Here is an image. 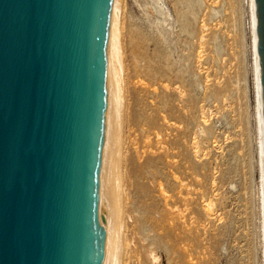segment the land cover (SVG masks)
Wrapping results in <instances>:
<instances>
[{
	"label": "rangeland",
	"instance_id": "1",
	"mask_svg": "<svg viewBox=\"0 0 264 264\" xmlns=\"http://www.w3.org/2000/svg\"><path fill=\"white\" fill-rule=\"evenodd\" d=\"M117 1V264H264L250 0ZM133 30L149 38L138 76Z\"/></svg>",
	"mask_w": 264,
	"mask_h": 264
},
{
	"label": "water",
	"instance_id": "2",
	"mask_svg": "<svg viewBox=\"0 0 264 264\" xmlns=\"http://www.w3.org/2000/svg\"><path fill=\"white\" fill-rule=\"evenodd\" d=\"M114 0H0V264H109ZM254 19L264 255V0Z\"/></svg>",
	"mask_w": 264,
	"mask_h": 264
},
{
	"label": "bare ground",
	"instance_id": "3",
	"mask_svg": "<svg viewBox=\"0 0 264 264\" xmlns=\"http://www.w3.org/2000/svg\"><path fill=\"white\" fill-rule=\"evenodd\" d=\"M250 7V14H251V32H252V45H253V52H254V77H255V48H254V19H253V14H252V9H251V5ZM119 9V4L117 0H114V5H113V13H112V19H111V24H110V33H109V37L113 46V51H114V55H115V60H116V64H117V69H118V65H119V49H118V45H119V40H118V26H117V11ZM131 40L133 42V58L135 59V71H136V75L138 76L137 72L141 73V70L147 69L149 68V59H150V54L148 52V47H149V38L148 35L144 32V31H132L131 32ZM138 64H140V66H138ZM141 68V70H140ZM119 73V70H118ZM146 73V72H145ZM141 89V88H140ZM142 91V90H141ZM140 92V91H139ZM142 94V93H141ZM140 93H134V97H133V101H132V110H131V114H132V122L134 124H139L144 122V110L141 107L143 104V97ZM121 99V98H120ZM144 105V104H143ZM120 103L118 104V109H117V115H116V120H115V126H114V130H115V144H116V149H117V130L116 127L118 120H119V107H120ZM130 117V118H131ZM257 122V121H256ZM258 139H259V151H260V135H261V131L260 128L258 126ZM118 149L117 152L113 158V182L114 185L118 191V177L116 174V170L118 168ZM138 154V153H137ZM259 156V155H258ZM144 157V155L142 156V158ZM146 158V157H144ZM136 159V156H135ZM140 160V159H139ZM143 160V159H141ZM132 162L134 160H131ZM136 161L138 162V160L136 159ZM140 163V162H139ZM138 163V165H140ZM134 166V164H133ZM141 167V166H140ZM132 171H131V175H132V187L134 189V193L136 194V197L138 198V204L136 206V209L139 210L141 213L144 211V201H143V197L141 194L140 189L142 188V184L139 182V180H142V176H140V171L137 168L132 167ZM142 168V167H141ZM144 180V179H143ZM145 199V198H144ZM262 236H263V229H262ZM263 239V237H262ZM117 243H116V237L114 234V239H113V243L111 244V255H110V260H109V264H117ZM264 256V255H263ZM264 261V260H263ZM264 263V262H263Z\"/></svg>",
	"mask_w": 264,
	"mask_h": 264
}]
</instances>
